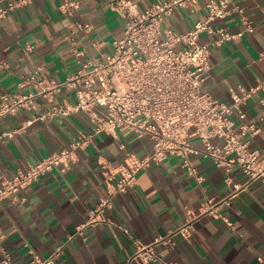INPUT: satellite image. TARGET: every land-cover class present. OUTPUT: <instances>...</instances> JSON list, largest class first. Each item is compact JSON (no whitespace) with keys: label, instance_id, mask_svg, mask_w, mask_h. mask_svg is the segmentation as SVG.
<instances>
[{"label":"crops","instance_id":"crops-1","mask_svg":"<svg viewBox=\"0 0 264 264\" xmlns=\"http://www.w3.org/2000/svg\"><path fill=\"white\" fill-rule=\"evenodd\" d=\"M10 0H5L4 3ZM79 7L73 15L61 10L64 0H33L0 20V51L9 62L0 70V96L3 93H38V112L66 107L77 102L67 80L81 67L80 61H103L113 50V41L124 35L123 18L108 6L110 0H75ZM144 11L160 0H129ZM209 0H197L193 8L179 7L163 18L162 28L191 29L205 15ZM253 22L245 31L238 13L215 21V27L243 35L211 48V69L204 89L218 101L230 102L240 87L257 85L264 79V0H233ZM2 3L0 4V6ZM74 21L91 24L89 31H77L74 41L66 39ZM217 35L203 33L202 43L211 44ZM28 45L33 46L30 50ZM84 51L82 56L76 50ZM34 74L37 80L57 88L45 92L35 81L20 85L23 77ZM264 94L258 93L245 105L247 121L261 131L249 138V149L264 158ZM32 111L20 109L15 115L0 117V184L18 171L26 170L47 155L86 136L92 127L83 111L66 116L26 121ZM192 143L203 148L194 131ZM139 157L152 150L148 138L132 131L112 134L101 131L77 150L71 168L55 167L38 181L0 203V234L17 264H27L30 255L25 242L42 256L63 247V264H143L134 258L137 240L152 243L191 223L189 237L179 234L172 245L157 247L159 255L179 264H264V182L251 181L236 193L225 181L226 172L210 156L192 154L201 182L188 174L181 157L172 155L160 164L138 172V183L127 192L117 193L107 211L109 221L89 228L86 239L75 235L90 208L108 194L106 173L126 159V150ZM234 180L244 183L246 175L233 171ZM207 198L221 203L218 212L235 224L230 228L220 217L203 213ZM122 225L129 230L126 233ZM73 235V236H72ZM72 236V237H71ZM262 258V261L259 259ZM1 264V263H0ZM158 264V263H151Z\"/></svg>","mask_w":264,"mask_h":264},{"label":"built area","instance_id":"built-area-1","mask_svg":"<svg viewBox=\"0 0 264 264\" xmlns=\"http://www.w3.org/2000/svg\"><path fill=\"white\" fill-rule=\"evenodd\" d=\"M0 0V20L14 9L25 7L33 0ZM197 0H160L151 3L149 9L140 10L129 0H110L108 6L119 14L125 24L124 35L113 41V50L103 61H80L81 67L67 80L74 89L77 102L66 107H55L38 112V93H3L0 96V117L15 115L20 109L32 111L26 121L30 125L37 120L55 116H66L83 111L91 119L92 127L86 136L74 139L68 146L55 151L26 170L18 171L13 177L0 184V203L14 196L23 188L38 181L55 167L71 168L77 158V150L85 147L92 137L106 131L118 138L120 132L132 131L138 138H148L152 150L139 157L126 150V159L106 173L108 194L102 196L90 208L87 218L75 227V235L86 239V231L109 221L107 211L115 202L117 193H124L138 183V172L154 164H160L172 155L182 159L188 174L201 182L192 154L210 156L218 167L226 172L225 181L236 193L251 181L264 182V158L259 152L249 149L250 136L257 135L261 128L247 121L245 105L256 94H264V79L251 87H240L232 93L230 102L218 101L206 91L204 83L211 69L210 54L213 46L220 47L224 42L243 35L244 31L233 33L223 27H215L218 19L238 13L245 31L254 30L253 22L244 10L233 0H209L206 13L187 31L163 29V18L169 17L179 7L193 8ZM79 4L75 0H64L61 10L73 15ZM66 39L75 43L77 31H89L91 24L74 21L69 26ZM203 33L217 35L211 44L202 43ZM33 46L28 45V49ZM77 56L84 54L77 49ZM264 58V51L262 52ZM9 62L0 51V70L8 69ZM35 81V86L45 92L57 88L37 80L34 74L23 77L20 85ZM260 101L264 103V98ZM195 132L203 148L191 141ZM241 170L247 177L244 183L234 180L233 171ZM221 203L207 198L202 205L203 213L220 217L230 228L235 224L229 217L218 212ZM126 233L129 230L119 225ZM192 224L188 223L176 231L157 237L152 243L137 240L134 258L143 264H179L162 258L157 250L161 245H172L177 234L190 236ZM73 236V235H72ZM71 236V237H72ZM4 235L0 234V263L17 264L12 252L4 245ZM30 258L27 264H63V247L59 246L49 256L40 255L28 242L24 243ZM262 261V258L259 257Z\"/></svg>","mask_w":264,"mask_h":264}]
</instances>
